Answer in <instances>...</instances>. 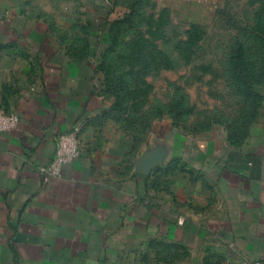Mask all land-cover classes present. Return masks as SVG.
<instances>
[{"label":"crops","instance_id":"1","mask_svg":"<svg viewBox=\"0 0 264 264\" xmlns=\"http://www.w3.org/2000/svg\"><path fill=\"white\" fill-rule=\"evenodd\" d=\"M43 55L38 70L0 60V112L19 119L0 132V264L264 262L263 107L238 144L210 126L144 143L130 159L103 158L109 103L94 62ZM74 129L80 155L46 177L56 137ZM173 159V192H157L153 175Z\"/></svg>","mask_w":264,"mask_h":264},{"label":"rangeland","instance_id":"2","mask_svg":"<svg viewBox=\"0 0 264 264\" xmlns=\"http://www.w3.org/2000/svg\"><path fill=\"white\" fill-rule=\"evenodd\" d=\"M43 53L94 62L103 158L210 126L238 144L264 109V0H0V60L38 70ZM176 169L156 170L157 192H173Z\"/></svg>","mask_w":264,"mask_h":264},{"label":"built area","instance_id":"3","mask_svg":"<svg viewBox=\"0 0 264 264\" xmlns=\"http://www.w3.org/2000/svg\"><path fill=\"white\" fill-rule=\"evenodd\" d=\"M18 116L0 112V132H9L17 127ZM80 155L78 140V129L59 134L55 139V150L52 159L43 167L41 172L47 176H57L61 173L64 166L72 163ZM182 223V219L178 220ZM253 264H264L255 261Z\"/></svg>","mask_w":264,"mask_h":264},{"label":"trees","instance_id":"4","mask_svg":"<svg viewBox=\"0 0 264 264\" xmlns=\"http://www.w3.org/2000/svg\"><path fill=\"white\" fill-rule=\"evenodd\" d=\"M250 92H252V91H250Z\"/></svg>","mask_w":264,"mask_h":264}]
</instances>
